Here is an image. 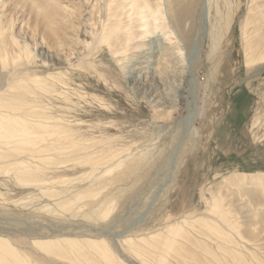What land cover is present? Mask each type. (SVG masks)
I'll return each mask as SVG.
<instances>
[{
	"label": "rangeland",
	"instance_id": "obj_1",
	"mask_svg": "<svg viewBox=\"0 0 264 264\" xmlns=\"http://www.w3.org/2000/svg\"><path fill=\"white\" fill-rule=\"evenodd\" d=\"M108 3H51L58 47L46 37L50 28L33 0H0L6 19L18 13L14 35L32 49L22 64L0 68V90L23 79L25 103L24 113L13 112L24 118L20 152L0 161L23 163L24 184L17 183L16 166L0 173V236L20 239L31 264H142L126 242L137 248L139 240L164 233L175 221L200 216L225 177L264 172V0L157 1L166 27L154 28L164 25L151 14V36L171 37L183 63L182 75L169 81V110L143 102L99 41ZM147 3L154 7L155 0ZM177 17L182 23L174 33L169 18ZM137 18L122 23L139 33ZM140 39L147 38L134 42ZM257 39V57L247 59L244 42ZM43 113L68 138L49 137L40 153L36 126ZM221 192L224 203L238 209L234 215L244 216L241 231L251 235L242 240L247 263L249 252L264 262V191L246 185ZM202 228L188 230L190 238L181 243L186 252L160 253L164 263L234 264ZM193 238L215 249L216 259L200 252ZM39 240L53 241L54 250L41 249L34 243ZM101 240L105 246H96ZM87 253L93 258L84 259ZM159 256L145 264H161Z\"/></svg>",
	"mask_w": 264,
	"mask_h": 264
},
{
	"label": "bare ground",
	"instance_id": "obj_2",
	"mask_svg": "<svg viewBox=\"0 0 264 264\" xmlns=\"http://www.w3.org/2000/svg\"><path fill=\"white\" fill-rule=\"evenodd\" d=\"M157 1L159 0H155V5L152 7L147 3V0H127L125 2L109 0L106 9V15L109 18H107L106 28L104 29L105 32H103L104 30H101L103 34L99 41H103L107 44L108 51L113 56V59H115L121 66L124 72L123 74L128 79L131 89L134 92L139 93L140 99L152 109L161 108L166 110L173 107L172 104H174V102L170 101L174 93L170 89L169 81H171L177 74L182 75L183 63H181L177 54L180 51V47L173 44L170 45V43L174 42L171 40V37H165L163 40L164 36H162V34L155 35L154 37L151 36L153 34V27L149 20L151 14L156 15L154 21L161 18L164 25H156L154 28L163 29L166 27L161 6ZM33 2L38 13L42 15L43 20L50 28L46 37L52 38V41H55H53L54 43H52V45L55 44L59 47L61 41L54 31V19L49 12V8L51 7L50 4L57 2V0H33ZM17 14L18 13H14L9 19H6V13L2 12V14H0L1 69H7L14 65L22 64L24 58L27 60L32 53V49L29 48L27 44H24V40H18L14 35L13 25ZM134 14H137V19L141 20V24L139 25V30H141V32L139 33H132L128 30L132 25L129 26L122 23L123 19L131 18ZM169 19L173 32L179 33L182 19L180 17H177L175 21H173L174 19L172 18ZM142 36L147 39H140L137 40V42H134V39L141 38ZM257 40L258 41L247 40L244 42V49L245 51H248L247 59L252 60L257 57V55L254 54L255 48L259 42V39ZM41 53L43 54V51L39 53L40 56L42 55ZM45 55H47L46 51ZM158 67H160L159 71H157ZM166 83H168V85H166ZM14 89L19 91L18 93H15L16 97L14 96V93L10 92ZM58 94L60 95L62 93ZM24 105L23 79L8 89L0 90L1 162H7V159H9L12 153L20 152L18 145L24 141V118L22 115H15L13 112L24 113ZM40 117L41 124L38 125L39 127L35 126L40 129V140L44 149H41L39 152L43 153V151H47L45 146L49 137L54 136V140L58 142L60 140H66L68 135L59 132L60 129L56 125H51L49 123L50 121H48L49 118L46 117L44 113ZM72 140L73 139L70 138V143L77 145ZM56 153L65 157L71 156L74 161L81 159V156L76 158V156L71 155L72 151L68 153L56 151ZM109 158L112 157H106V159ZM22 164L23 163L20 162L2 164L0 165V173L6 174L10 171V167L16 166L15 170L17 174L20 175V177H16L18 181L17 183L24 184V177L22 176V174H24V167ZM108 168L109 167H106V169ZM246 185H254L264 191V172L250 175L245 173H233L232 175L225 177L217 185V194H211V202L203 214L201 213L200 216L193 217L192 219L184 217L181 220L175 221L165 227L164 233L148 236L149 239L143 238L139 240L142 244L137 248L132 247L130 242H126V244L129 246L131 252L141 260L142 264H145L146 258L153 257L156 259L160 253L170 254V252L185 251L181 246V243L183 240L186 241L190 238V232L188 230L199 226L201 228L203 227L200 231L206 235V237L217 241L215 242L217 243L215 247L216 251H222L229 255L234 264H264V262L260 258L258 259L257 255L252 252H249L251 259L247 263V254L243 252L244 250L242 248L245 247H242V243H244L242 240H245L246 238L249 239L251 235L249 233L247 234L246 230L241 231L239 228V224L242 222L241 219L244 218V216H240L239 219V216L234 215L235 213H239L238 209L232 208V203L225 204L223 201L225 199L224 194H222L223 192H221L223 187L236 186L242 188ZM210 239L209 241H211ZM19 240L12 242L10 239L0 236V264H31L28 259L24 258V243ZM62 241H68V244H71L67 239H63ZM191 242H194L193 245H201L198 239L193 238ZM34 243L40 245L41 249L47 251L54 250L53 241L39 240ZM101 245L105 246L103 240L96 242V246ZM103 246L102 250L104 249ZM201 246V248L199 247L200 252L202 251L203 253L210 254L216 259V256L218 255L214 252L215 249L209 247L207 244ZM156 251H159V253L155 254ZM76 253L79 252L77 251ZM146 254H150V256H147ZM162 256H159V262L165 264ZM75 257L82 259L79 255H75ZM88 258L92 259V254L87 253L84 259L87 260ZM73 263L82 264L81 261L75 259ZM91 263L93 262L88 260L87 263L83 264Z\"/></svg>",
	"mask_w": 264,
	"mask_h": 264
}]
</instances>
